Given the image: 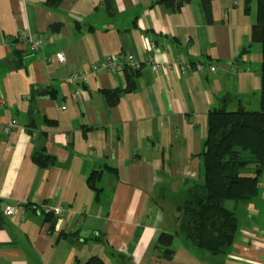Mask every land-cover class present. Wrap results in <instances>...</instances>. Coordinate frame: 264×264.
<instances>
[{
	"label": "crops",
	"instance_id": "1",
	"mask_svg": "<svg viewBox=\"0 0 264 264\" xmlns=\"http://www.w3.org/2000/svg\"><path fill=\"white\" fill-rule=\"evenodd\" d=\"M177 1L173 11L162 0H63L54 9L0 0V264H264V168L255 197L228 203L237 230L223 255L177 235L170 259L155 248L201 182L208 111L224 95L230 111L260 106L256 4L208 0L207 14L202 0ZM115 54L132 56L135 73L125 63L67 79ZM195 63L202 70L181 73ZM12 121L20 127L5 132ZM40 155L46 164L34 161Z\"/></svg>",
	"mask_w": 264,
	"mask_h": 264
},
{
	"label": "trees",
	"instance_id": "2",
	"mask_svg": "<svg viewBox=\"0 0 264 264\" xmlns=\"http://www.w3.org/2000/svg\"><path fill=\"white\" fill-rule=\"evenodd\" d=\"M62 1L46 0V3L54 9ZM162 2L172 5L173 11L183 3L177 0ZM202 2L208 14L209 1ZM244 3L245 11L252 3L256 4L251 37L262 49L259 110L249 111L240 106L230 111L227 106L231 98L224 95L220 98L221 106L208 111L206 139L198 154L201 182H193L187 188L185 202L178 207L177 229L173 233H162L157 240L155 248L165 259L173 255L169 246L175 235L213 255H223L231 247L237 230V217L228 208V202L250 200L259 191V178L264 168V0H244ZM245 53L243 50L241 56ZM11 59L15 68L22 67L21 54ZM134 70L127 69L130 74L135 73ZM33 159L37 164L47 163L42 155ZM87 264L102 262L91 258Z\"/></svg>",
	"mask_w": 264,
	"mask_h": 264
},
{
	"label": "built area",
	"instance_id": "3",
	"mask_svg": "<svg viewBox=\"0 0 264 264\" xmlns=\"http://www.w3.org/2000/svg\"><path fill=\"white\" fill-rule=\"evenodd\" d=\"M43 43H44L43 39H39V40L33 42L31 44V50H35L36 48L42 46ZM55 58H56V62L60 65H64L66 62V57H65L64 51L62 49H59L57 51V53L55 54ZM125 63L126 64L128 63V65L131 67V69H133V70L137 69L138 63L133 60L132 56H129V55L126 56L123 54H115V55L107 56L103 60H101L100 62H95V63L87 66L86 68L81 69L76 74H74V73L68 74L67 79L72 83H76L78 81L79 77L85 78L87 75H90L93 73H98V72L103 71V70L113 72L116 70L118 65L125 64ZM150 65H151V69L153 71H158L161 68H163V65L157 61L150 62ZM202 68H203L202 64L195 63L192 65L182 66L180 68V71H181V73H185L187 70H190V69H195L198 71V70H202ZM210 70L213 71L214 68L210 67ZM19 127H20V124L12 121L5 126L4 131L10 132V131L17 129ZM42 212L46 216L51 217L52 219H56V220L62 216V210L58 206H53V207L44 206ZM5 214L6 215L13 214L12 208H7L5 210Z\"/></svg>",
	"mask_w": 264,
	"mask_h": 264
},
{
	"label": "rangeland",
	"instance_id": "4",
	"mask_svg": "<svg viewBox=\"0 0 264 264\" xmlns=\"http://www.w3.org/2000/svg\"><path fill=\"white\" fill-rule=\"evenodd\" d=\"M228 203H230V202H228Z\"/></svg>",
	"mask_w": 264,
	"mask_h": 264
}]
</instances>
